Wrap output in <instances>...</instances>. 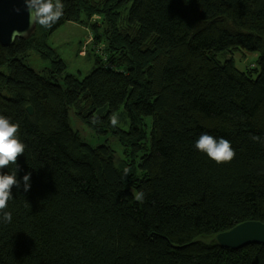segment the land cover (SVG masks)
Returning a JSON list of instances; mask_svg holds the SVG:
<instances>
[{"label": "trees", "instance_id": "obj_1", "mask_svg": "<svg viewBox=\"0 0 264 264\" xmlns=\"http://www.w3.org/2000/svg\"><path fill=\"white\" fill-rule=\"evenodd\" d=\"M61 2L55 24L0 42V115L26 145L0 264H264V244L215 240L264 221V143L251 139L264 141V0ZM70 21L103 45L84 77L48 43ZM239 49L258 53L255 71L221 59ZM32 52L50 65L31 67ZM71 115L105 140L88 142ZM204 133L230 141L235 158L217 164L197 150Z\"/></svg>", "mask_w": 264, "mask_h": 264}, {"label": "clouds", "instance_id": "obj_2", "mask_svg": "<svg viewBox=\"0 0 264 264\" xmlns=\"http://www.w3.org/2000/svg\"><path fill=\"white\" fill-rule=\"evenodd\" d=\"M25 10L28 13L29 26L40 25L42 27H50L55 24L63 15L64 5L61 0H23ZM20 12V9H15ZM27 31L14 37H23ZM93 123H98L96 118ZM110 123L113 127L118 126L119 117L114 114L110 117ZM251 139L255 142L264 143L259 136L253 135ZM197 150L206 153L207 156L217 164L229 163L235 158V150L232 148L230 141L221 137L217 139L207 133L201 134L195 143ZM26 145L19 138V124L12 123L10 118L0 115V170L9 168L10 165H16L14 171L3 173L0 171V222L11 223L12 215L5 211L8 201L13 198V187L20 189L21 180L17 179V160L24 155ZM125 177L129 174V169L123 170ZM30 176L27 173L22 178L24 192L30 189ZM145 193L137 192L134 199L143 202Z\"/></svg>", "mask_w": 264, "mask_h": 264}, {"label": "rangeland", "instance_id": "obj_3", "mask_svg": "<svg viewBox=\"0 0 264 264\" xmlns=\"http://www.w3.org/2000/svg\"><path fill=\"white\" fill-rule=\"evenodd\" d=\"M84 25V26H83ZM48 43L54 47L62 58L68 63V71L79 76H86L95 65V56L102 52V42H97L91 27L88 24L68 22L58 28L49 38ZM86 49V55L79 53L81 49ZM233 56L236 66L246 71L252 68L255 71L257 67L258 53L245 49H239L236 53H226L221 56ZM28 63L31 67L41 70L50 65V59H43L37 52H32L28 57ZM256 75V73H255ZM71 122L75 129L79 130L81 136L91 144H97L105 140V136L100 137L93 133L85 124L79 122L71 115ZM119 125L128 128V123L119 119ZM112 147L121 152V146L115 139L109 140Z\"/></svg>", "mask_w": 264, "mask_h": 264}, {"label": "water", "instance_id": "obj_4", "mask_svg": "<svg viewBox=\"0 0 264 264\" xmlns=\"http://www.w3.org/2000/svg\"><path fill=\"white\" fill-rule=\"evenodd\" d=\"M19 8L20 12L15 9ZM37 28V25L30 27L28 13L25 10L23 0H0V42L4 46H11L15 43L16 35L24 33L21 38H29ZM30 113H33V107L28 106ZM215 240L225 248L240 249L248 244H264V221L246 220L231 229L219 232Z\"/></svg>", "mask_w": 264, "mask_h": 264}, {"label": "crops", "instance_id": "obj_5", "mask_svg": "<svg viewBox=\"0 0 264 264\" xmlns=\"http://www.w3.org/2000/svg\"><path fill=\"white\" fill-rule=\"evenodd\" d=\"M70 22H72V21H70ZM72 23H79V22H72ZM83 26H84V25H83ZM83 49H85V48H83ZM83 49H81V50L79 51V53L82 54V55H86V53H85V54L81 53Z\"/></svg>", "mask_w": 264, "mask_h": 264}, {"label": "built area", "instance_id": "obj_6", "mask_svg": "<svg viewBox=\"0 0 264 264\" xmlns=\"http://www.w3.org/2000/svg\"><path fill=\"white\" fill-rule=\"evenodd\" d=\"M81 53L85 54L86 53V49H83Z\"/></svg>", "mask_w": 264, "mask_h": 264}]
</instances>
